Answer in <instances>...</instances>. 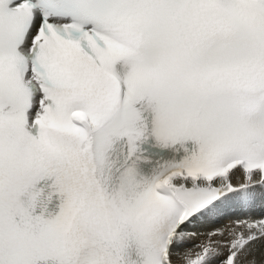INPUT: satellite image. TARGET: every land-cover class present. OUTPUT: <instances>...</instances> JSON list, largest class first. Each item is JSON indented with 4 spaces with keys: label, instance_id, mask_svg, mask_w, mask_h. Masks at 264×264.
<instances>
[{
    "label": "snow or ice",
    "instance_id": "snow-or-ice-1",
    "mask_svg": "<svg viewBox=\"0 0 264 264\" xmlns=\"http://www.w3.org/2000/svg\"><path fill=\"white\" fill-rule=\"evenodd\" d=\"M0 264H264V0H0Z\"/></svg>",
    "mask_w": 264,
    "mask_h": 264
}]
</instances>
